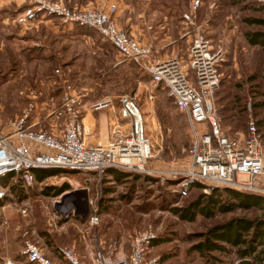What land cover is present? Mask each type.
<instances>
[{
	"label": "rangeland",
	"instance_id": "374dc122",
	"mask_svg": "<svg viewBox=\"0 0 264 264\" xmlns=\"http://www.w3.org/2000/svg\"><path fill=\"white\" fill-rule=\"evenodd\" d=\"M56 1L67 7L95 9L109 3L108 0ZM191 1L116 0L115 20L127 33L131 19L136 25L143 21L144 30L130 35L138 42L145 38L146 43H139L149 45L155 60L176 56L185 63L191 31L184 28L182 14ZM30 5V0H0V125L6 123L5 134L10 133V121L22 115L29 105L33 106L30 122L35 123V129L57 132L60 120L49 113L58 105L66 85L75 93L81 91L91 97L90 101L82 99V112H94L87 108L89 104L108 97L111 103L106 108L117 112L119 107L120 113L118 97L127 94L134 98L141 112L143 134L150 148L144 167L150 173L122 171L126 175L131 173L130 178L111 184L107 193L94 188L103 177L100 180L91 176V186H87L83 195L84 206L78 198L80 191L75 193V198L65 194L70 191L67 181L82 178L77 174L81 171L49 168L59 172L28 186L21 185L17 174L9 181L5 197L14 203L0 212V237L7 238L0 250L11 248L15 252L24 239L39 238V244H46L50 251H57L59 246L83 247L86 243L93 253L100 249L110 258H117L128 254L135 231L150 229L157 243L148 247L146 258H156L154 264H235L230 254L201 255L190 250L189 235L232 216L257 215L258 210L237 209L216 213L211 218L196 215L192 221L181 220L170 210L184 206L200 190L190 186L186 196L179 198L177 189L182 176L176 174L170 178L171 173H167L183 168L189 161L187 150L192 133L185 113L171 104L164 91L153 86L139 67L122 60L95 29L62 23L53 17L50 20L55 32L40 24H18L15 16ZM127 18L130 20L125 22ZM250 18L263 22L251 23L247 21ZM195 23L209 37L212 47L222 51L218 84L212 93L221 129L229 136L240 138L247 122L254 120L264 151V43L251 45L245 38L249 32L264 34V8L255 0H199ZM159 40L161 44L155 48L154 43ZM50 120L51 126L46 124ZM113 128L127 134L129 127ZM111 130L108 141L115 136ZM253 180L255 189L236 191L264 196V175ZM61 185H67L66 189L55 194L53 190ZM21 208L25 211L21 212ZM91 213L98 216L94 225L87 221ZM6 261L0 259V264Z\"/></svg>",
	"mask_w": 264,
	"mask_h": 264
},
{
	"label": "built area",
	"instance_id": "2783aa9c",
	"mask_svg": "<svg viewBox=\"0 0 264 264\" xmlns=\"http://www.w3.org/2000/svg\"><path fill=\"white\" fill-rule=\"evenodd\" d=\"M258 1L264 4V0ZM30 2L29 7L15 16L18 24H28L42 14L62 23L95 29L122 60L139 67L153 86H159L171 104L185 113L192 133L187 150L189 161L183 168L167 172L171 173L170 178H175L176 174L182 176L177 189L179 198L186 196L195 182L203 185V193H208L211 187L255 189L253 179L264 175L262 140L254 120L247 122L240 138L229 136L221 129L212 93L218 84L222 51L212 47L209 37L195 23L199 0H192L182 14L184 28L191 31L185 63L176 56L155 60L149 45L140 44L117 25L115 3L95 9L67 7L56 0ZM118 101L120 116L128 120V133L112 128L111 134L115 135L112 141L93 146L81 140L82 98L70 86L63 87L58 105L49 113L60 120L57 132L35 129V123L30 122L34 110L29 105L22 115L10 121V133L0 132V178L8 173L18 174L21 185L28 186L35 181L34 170L45 168L81 171L98 179L108 169L150 173L144 167L150 148L143 134L141 112L134 98L127 94L120 95ZM110 103L111 100L104 97L87 108L96 111ZM7 195V186L0 183V200ZM20 210L24 212L25 208ZM87 221L94 225L98 216L91 213ZM154 238L150 229L135 231L129 241L128 254L117 258L96 249L92 258L82 261L70 246L57 247V253L66 264H154L156 258H146ZM22 245L21 254L28 263L57 264L45 255L37 241L26 238ZM5 264L14 263L7 260Z\"/></svg>",
	"mask_w": 264,
	"mask_h": 264
},
{
	"label": "trees",
	"instance_id": "16d2710c",
	"mask_svg": "<svg viewBox=\"0 0 264 264\" xmlns=\"http://www.w3.org/2000/svg\"><path fill=\"white\" fill-rule=\"evenodd\" d=\"M255 2L260 8H264L263 3L258 0ZM247 21L251 23L263 22L258 18H250ZM245 38L251 45L264 43V34L260 31L246 33ZM259 136L262 140L260 133ZM58 172L59 170L56 169L45 168L36 169L33 173L36 179L41 180ZM64 186L66 185L55 188L53 192L59 194L64 190ZM191 187L200 189L197 196L184 206L170 209L181 220L192 221L196 215L211 218L216 213H227L237 209L258 210L259 214L232 216L222 222L210 225L202 232L191 233L189 235V240L192 242L190 250L201 255L211 252L230 254L234 257L235 264H264V196L240 192L227 187H211L208 193H203L201 184L198 182L193 183ZM156 243L157 239L154 238L150 245Z\"/></svg>",
	"mask_w": 264,
	"mask_h": 264
},
{
	"label": "crops",
	"instance_id": "0c3cea01",
	"mask_svg": "<svg viewBox=\"0 0 264 264\" xmlns=\"http://www.w3.org/2000/svg\"><path fill=\"white\" fill-rule=\"evenodd\" d=\"M66 1L68 2L70 0H66ZM108 1H109V3H111V1L115 3L116 0H108ZM88 2L91 3L89 0H88ZM116 15H117V13H116ZM137 16H139V18H142V17H140L142 15H137ZM129 18L131 19V16ZM129 18H127V20H125V22H128V20H130ZM130 21L131 22H129V24H128V29H129L128 33L131 35H135L136 33L140 34L139 30L142 31V30H144L143 27H146L145 23L143 21H140L139 25H136L133 22V19H131ZM30 24H34V26H35V24H40L42 27H44V29H46L50 32H55L54 31L55 27H53V24L50 20V17H46L42 14L37 15L36 19H34L32 22H30L26 25H30ZM141 39H139L140 40L139 42L146 43L145 38H141ZM161 41H162V39H161ZM161 41L160 40L156 41L154 43V47L158 48V46H160V44H161ZM79 93L81 94V98L83 100L90 101L89 99L91 97H89L87 95L88 93L86 94L85 92H81V91ZM42 124H44V123H42ZM46 124L51 126L52 120H50V122L46 123ZM81 124H82V131H81L80 137H81L82 142L87 146H93L96 144L107 143L108 140L110 139V130L113 127L119 126L123 129H125L127 127V125L129 127L127 119L122 118L120 116L119 107L117 109V112H115V109H108V108H104L102 110L94 111V112L83 111L82 112V118H81ZM0 126H1L0 132L6 133V130L8 128L6 126V123L3 125H0ZM52 128H54V127L52 126L51 129ZM125 173L120 171V170H116V169H108L105 172V174L103 175V179L102 180L100 179L101 181H99L97 187L95 186L94 188H96V189L98 188L99 193H101L102 191H103L102 193H107L109 191V188H110L108 186H111V184H113L115 182H117V183L121 182L123 180H126V178H130L131 173L127 172V173H130L127 175ZM77 174L81 175L82 178L73 177V178H75V180L72 179V180L67 181V185H68V187H70L69 188L70 191L65 192V194L71 195L72 198H75L77 196V195H75V193L77 191H81V190L87 191L88 190L87 186L88 185L91 186V181H93L91 174H85V173H77ZM15 176H16V174L8 173V174H6L0 178V183L2 185H5L8 187L9 181L14 180ZM49 177H52V176L49 175L48 177L46 176L43 179L38 180L35 178V174H34L35 180L39 183H41V181L46 180ZM90 178H91V180H90ZM74 183L77 184V186L79 185V187H74V185H73ZM67 185H66V187H67ZM65 189L66 188L64 187V190ZM62 192H60V193H62ZM9 195H11V194H9ZM78 198L83 201L82 205L84 206L85 200H83V194L81 193L78 196ZM5 199L0 200V203H4L0 206V212L1 211L3 212V209L6 206H9L10 203H14V202L7 201V200H11V199H7V198H5ZM6 242H7V238L3 237L1 235L0 247L4 246L6 244ZM39 242H41V239L38 238L37 243L39 244ZM83 244H84L83 247H82V245H79V244L73 245V248L77 252V255L79 257L83 258L84 260H86V259L89 260L90 258H92L93 252H92L90 246H88V244H86V243H83ZM39 245H40L42 251L45 253V255L51 261H53L57 264H65L64 260L60 257V255L57 253V251H50V249L47 248L46 244H42V245L39 244ZM22 246L23 245H21L20 249L15 251V252L13 250H11L10 246H9L10 249H8V250H6V249L4 251L0 250V259H3V263H4V261L9 260V261L13 262L14 264H31V263H28L25 260L24 256L21 254Z\"/></svg>",
	"mask_w": 264,
	"mask_h": 264
},
{
	"label": "water",
	"instance_id": "95a60500",
	"mask_svg": "<svg viewBox=\"0 0 264 264\" xmlns=\"http://www.w3.org/2000/svg\"><path fill=\"white\" fill-rule=\"evenodd\" d=\"M80 192H81L83 195L85 194V191H83V190H81ZM67 196H70V195H67Z\"/></svg>",
	"mask_w": 264,
	"mask_h": 264
}]
</instances>
